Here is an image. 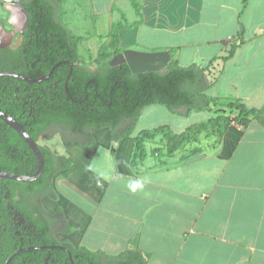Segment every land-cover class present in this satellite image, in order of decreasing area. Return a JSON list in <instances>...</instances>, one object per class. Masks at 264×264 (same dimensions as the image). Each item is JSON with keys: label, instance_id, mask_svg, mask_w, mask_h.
Returning <instances> with one entry per match:
<instances>
[{"label": "crops", "instance_id": "crops-1", "mask_svg": "<svg viewBox=\"0 0 264 264\" xmlns=\"http://www.w3.org/2000/svg\"><path fill=\"white\" fill-rule=\"evenodd\" d=\"M58 10L67 29L88 30L77 35L84 64L104 51L168 52L179 67L203 71L204 96L239 100L264 118V0H61ZM14 12L0 0V24L16 29ZM93 36L103 43L82 58ZM212 115L151 104L118 142L106 128L51 136L43 144L67 166L42 205L60 219L61 241L107 256L130 249L145 264H264L262 124L230 121L172 154L158 136L134 155L139 133L165 126L179 134Z\"/></svg>", "mask_w": 264, "mask_h": 264}, {"label": "trees", "instance_id": "trees-1", "mask_svg": "<svg viewBox=\"0 0 264 264\" xmlns=\"http://www.w3.org/2000/svg\"><path fill=\"white\" fill-rule=\"evenodd\" d=\"M60 2L25 0L22 3L28 16L26 38L33 42L30 59L41 73L47 74L55 69L51 79L56 80L57 85L52 88L53 99H48L47 106L48 113L54 114L56 122H64L75 131L106 128L110 138L118 142L131 133L142 109L151 104H160L170 110L213 113L206 123L193 125L179 134L172 133L165 126L139 133L134 139L136 157L142 156L145 141L158 136L164 140L167 153L172 154L196 143L203 132L212 127L218 129L230 121L246 126L256 120L264 126V118L256 110L246 108L239 100L221 101L204 96L203 91L208 87V82L203 71L195 65L181 68L172 59L164 73L134 75L127 65L109 67L112 58L120 53L119 50L112 53L103 50L97 60V67L92 71L78 55L77 47L81 38L74 36L62 22L58 10ZM235 47L231 46L228 56L223 59H228ZM231 114L235 116L230 119ZM41 130L42 127L36 133ZM42 153L45 173L49 178L67 166L66 162L62 163V159L47 149H42ZM60 223L56 214V226ZM65 245L72 254L79 253L92 264H145L141 254L130 249L117 256H107L83 247L74 248L68 243Z\"/></svg>", "mask_w": 264, "mask_h": 264}, {"label": "flooded vegetation", "instance_id": "flooded-vegetation-1", "mask_svg": "<svg viewBox=\"0 0 264 264\" xmlns=\"http://www.w3.org/2000/svg\"><path fill=\"white\" fill-rule=\"evenodd\" d=\"M22 22L15 23L16 29L6 27V22L0 24V73L9 74L0 76V111L36 143L44 164L34 181L0 180V264H92L81 254H72L56 238V215L47 213L42 205L53 178L45 173L42 149L50 150L40 143L56 133L64 139L84 137L90 129L75 131L48 113V99H53L52 88L57 85L51 79L55 69L47 74L35 69L30 59L33 42L26 38L28 23ZM40 127L41 132L36 133ZM37 169L29 145L0 119V173L29 177Z\"/></svg>", "mask_w": 264, "mask_h": 264}, {"label": "water", "instance_id": "water-1", "mask_svg": "<svg viewBox=\"0 0 264 264\" xmlns=\"http://www.w3.org/2000/svg\"><path fill=\"white\" fill-rule=\"evenodd\" d=\"M25 0H3V3L7 5L8 10L15 12L13 14L16 22L23 21L22 23L26 24L28 21V16L26 11L22 8V3ZM14 8V9H13ZM18 13L21 15L19 16ZM19 31V30H17ZM170 54L168 52H157V53H143L136 52L132 50L123 51L117 55H115L109 63V67H120L122 65H127L130 72L134 75L137 74H147V73H164L166 71V67L170 62ZM72 70V65L70 64V71ZM9 75L8 73H0V76ZM66 92V90H65ZM0 119L5 122L8 126L14 129L29 145L33 154L35 155L38 162L37 171L29 177H20L14 176L11 174L0 173V180L5 179H14L19 180L21 182H31L36 180L43 170V158L42 155L36 145V143L30 139L28 134L19 126L15 120L6 114L0 111Z\"/></svg>", "mask_w": 264, "mask_h": 264}, {"label": "rangeland", "instance_id": "rangeland-1", "mask_svg": "<svg viewBox=\"0 0 264 264\" xmlns=\"http://www.w3.org/2000/svg\"><path fill=\"white\" fill-rule=\"evenodd\" d=\"M63 14H61L62 16ZM73 25V24H72ZM69 27L68 29H70L69 31L74 35V36H83V35H86V31H88L87 29H84V30H79L78 28H75L74 25L71 26V24H69ZM83 29V28H82ZM106 30H100L99 33L103 34L105 33ZM91 42H89V44H83V46L81 47V54H82V58H84V56L88 55L87 52L91 53V54H95L97 52V49L101 46V44L103 43V38H97L95 36L91 37ZM96 62H88L85 63L87 66L89 67H92L94 68L95 66L97 67V64L94 65ZM160 117H161V112L160 114H158ZM204 117H206V115H204V113H200V115H192V117H188L185 121L186 124L188 123H194L195 121H199V119H203ZM142 121V120H140ZM139 121V122H140ZM137 128V127H136ZM41 144L45 143L43 140H41L40 142ZM56 238L58 240L61 241V236H58L56 235Z\"/></svg>", "mask_w": 264, "mask_h": 264}]
</instances>
